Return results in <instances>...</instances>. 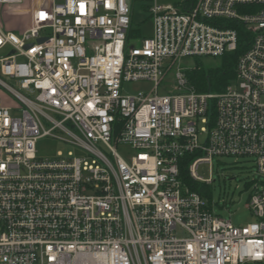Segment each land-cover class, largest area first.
I'll return each instance as SVG.
<instances>
[{
  "label": "built area",
  "instance_id": "1",
  "mask_svg": "<svg viewBox=\"0 0 264 264\" xmlns=\"http://www.w3.org/2000/svg\"><path fill=\"white\" fill-rule=\"evenodd\" d=\"M147 1L137 46L128 0H52L23 34L0 27V74L25 91L0 78L17 101L0 98V264H264V0ZM238 24L251 42L235 81L197 93L182 62L235 52ZM137 82L154 88L125 95ZM45 137L74 151L40 159ZM187 155L208 184L201 164L253 160L257 221L216 215L181 177Z\"/></svg>",
  "mask_w": 264,
  "mask_h": 264
},
{
  "label": "rangeland",
  "instance_id": "2",
  "mask_svg": "<svg viewBox=\"0 0 264 264\" xmlns=\"http://www.w3.org/2000/svg\"><path fill=\"white\" fill-rule=\"evenodd\" d=\"M179 2L181 0H158V3L161 5H172ZM128 3L133 15V27L141 31L142 38L151 37L153 22L147 7L151 6L152 2L147 0H128ZM139 43L140 40L134 42L132 46H137ZM8 52L9 49L0 50V58L6 56ZM197 63L203 64L206 67H213L219 63V60L206 57L200 59L189 58L184 60L182 65L194 66L195 68ZM0 78L10 87L15 88L21 93H25L19 87L17 80L2 77L1 74ZM153 88L154 85L151 83H127L124 85L123 92L128 96H136L141 92H151ZM5 97L11 99V102H9L11 106L17 104L12 95L0 84V98L4 99ZM11 113L15 114L14 111ZM70 151H74L71 146L50 137L42 138L37 143V155L40 159L44 160L54 159L58 152L68 155ZM118 151L127 161L130 160L132 156L130 148L122 146ZM254 165L251 159L216 158L212 164L203 163L198 169L200 176L204 179L211 178L212 180L210 186L213 194L214 213L224 219L231 220L235 227H245L257 221L253 211L248 208L252 194L249 186L259 179Z\"/></svg>",
  "mask_w": 264,
  "mask_h": 264
},
{
  "label": "trees",
  "instance_id": "3",
  "mask_svg": "<svg viewBox=\"0 0 264 264\" xmlns=\"http://www.w3.org/2000/svg\"><path fill=\"white\" fill-rule=\"evenodd\" d=\"M198 0H181L176 3L179 6L183 5L186 9L195 6ZM148 9V8H147ZM239 45L235 52L226 53L220 58L219 63L213 67H206L203 64L197 63L195 68L188 72L191 85L197 93H222L230 86L236 78V68L239 58L249 48L251 42V34L246 30L243 24H238ZM141 31L132 25L128 35L129 43L132 44L141 40ZM194 157L187 155L182 159L181 177L185 185L192 191L200 194L209 202V208L213 207V194L210 184L194 180L189 174V165L193 162ZM251 186V185H250ZM249 186V187H250ZM247 187V188H249Z\"/></svg>",
  "mask_w": 264,
  "mask_h": 264
},
{
  "label": "crops",
  "instance_id": "4",
  "mask_svg": "<svg viewBox=\"0 0 264 264\" xmlns=\"http://www.w3.org/2000/svg\"><path fill=\"white\" fill-rule=\"evenodd\" d=\"M51 6L52 0H24L21 5H0V27L5 32L21 35L30 26L33 11Z\"/></svg>",
  "mask_w": 264,
  "mask_h": 264
},
{
  "label": "water",
  "instance_id": "5",
  "mask_svg": "<svg viewBox=\"0 0 264 264\" xmlns=\"http://www.w3.org/2000/svg\"><path fill=\"white\" fill-rule=\"evenodd\" d=\"M39 42H40V43H43V42H44V39H40Z\"/></svg>",
  "mask_w": 264,
  "mask_h": 264
}]
</instances>
